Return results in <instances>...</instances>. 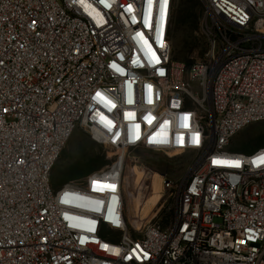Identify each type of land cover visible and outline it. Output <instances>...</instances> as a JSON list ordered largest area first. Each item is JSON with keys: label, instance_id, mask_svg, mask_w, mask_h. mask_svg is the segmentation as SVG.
Returning a JSON list of instances; mask_svg holds the SVG:
<instances>
[{"label": "built area", "instance_id": "2783aa9c", "mask_svg": "<svg viewBox=\"0 0 264 264\" xmlns=\"http://www.w3.org/2000/svg\"><path fill=\"white\" fill-rule=\"evenodd\" d=\"M200 1L187 64L176 0H0V264H264V146L232 150L264 124V0ZM77 128L116 159L54 190ZM137 150L193 156L147 220L125 196Z\"/></svg>", "mask_w": 264, "mask_h": 264}, {"label": "rangeland", "instance_id": "374dc122", "mask_svg": "<svg viewBox=\"0 0 264 264\" xmlns=\"http://www.w3.org/2000/svg\"><path fill=\"white\" fill-rule=\"evenodd\" d=\"M203 13L204 6L200 0H176V11L172 25L173 57L175 60L187 64L205 60L208 50V37L201 31ZM263 146L264 124H259L249 127L235 137L232 150L249 153ZM192 157L188 154L173 156L144 150L129 152L127 154L128 168L125 183L129 216L133 218L135 215L137 218L144 211L145 204L141 207L138 197V189L142 184L141 178H149L152 181L158 179L160 194L154 196V199L160 198L161 200L164 194L163 177L178 182L183 180L188 173ZM115 159L116 155L113 150L97 143L85 130L77 128L52 172L53 188L59 190L68 183L83 182L90 174L111 166ZM151 195L148 200L151 199ZM163 203L165 200L160 202L153 215L160 210ZM173 207V198L166 200L165 208L159 216L162 226L167 224L168 210Z\"/></svg>", "mask_w": 264, "mask_h": 264}, {"label": "bare ground", "instance_id": "6f19581e", "mask_svg": "<svg viewBox=\"0 0 264 264\" xmlns=\"http://www.w3.org/2000/svg\"><path fill=\"white\" fill-rule=\"evenodd\" d=\"M158 179H154L153 180V190H152V197L151 199H149L146 203H145V206H144V211L143 213L141 214L142 218L144 220H147V219H150L151 217H153V213L157 210V207L159 206L161 200L160 198L159 199H154V196H159L160 194V188H159V185H158ZM160 200V202H159ZM134 218H135V215H134Z\"/></svg>", "mask_w": 264, "mask_h": 264}, {"label": "snow or ice", "instance_id": "6c2138e0", "mask_svg": "<svg viewBox=\"0 0 264 264\" xmlns=\"http://www.w3.org/2000/svg\"><path fill=\"white\" fill-rule=\"evenodd\" d=\"M164 2L166 3L167 2V0H164ZM99 95V94H98ZM262 162H264V158H262ZM237 166H239V165H237Z\"/></svg>", "mask_w": 264, "mask_h": 264}, {"label": "trees", "instance_id": "16d2710c", "mask_svg": "<svg viewBox=\"0 0 264 264\" xmlns=\"http://www.w3.org/2000/svg\"><path fill=\"white\" fill-rule=\"evenodd\" d=\"M176 11V10H175Z\"/></svg>", "mask_w": 264, "mask_h": 264}]
</instances>
